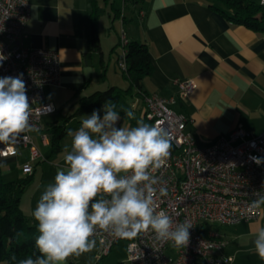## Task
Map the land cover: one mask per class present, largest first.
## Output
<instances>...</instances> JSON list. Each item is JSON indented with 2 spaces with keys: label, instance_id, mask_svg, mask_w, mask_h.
I'll list each match as a JSON object with an SVG mask.
<instances>
[{
  "label": "crops",
  "instance_id": "crops-1",
  "mask_svg": "<svg viewBox=\"0 0 264 264\" xmlns=\"http://www.w3.org/2000/svg\"><path fill=\"white\" fill-rule=\"evenodd\" d=\"M96 1L99 11L100 2ZM28 2L30 17L24 27L22 46L57 51L61 74L58 85H47L44 89L46 99L56 109L42 119L45 142L41 138L42 132L33 133V142L43 159L31 162L33 170L30 174H25L20 167L21 173L16 178L31 175L21 198L20 206L24 213L23 197L27 188L36 181L39 164L53 159L51 165L61 163L63 166L60 167H66L61 153L65 144H69L71 150V138L65 134L60 139L59 149L54 151L53 134L61 126L77 130L82 117L92 114H76L78 100L110 86H129L117 65L123 39L143 42L148 47L152 68L143 78V85L149 93L173 95L176 92L172 82L174 78L195 82L189 97L177 102L174 108L191 117L192 123L187 125V129L191 130L199 145L208 144L219 135L228 136L236 128L252 135L264 132V31L258 32L232 22L217 9L218 3L210 0H139L134 4L129 0L127 5H123L129 13L120 12L119 15L123 23L129 20L127 32L105 47L100 37L99 14V49H95L87 35L94 0ZM140 10L144 11L142 17L138 15ZM120 104L117 127L136 126V120L150 124L144 117L143 94L138 89L131 88ZM124 110L133 111L136 119L128 120ZM38 142L49 149L43 151ZM19 158H24L25 163L29 161L27 148H21L15 157L0 159V164L16 165ZM35 197L37 191L33 195V202L37 203L39 199ZM96 199L101 200V196L98 194ZM257 222L242 223L248 224L253 233ZM208 230L217 231L225 240L230 237L217 228ZM237 230L234 228L233 233ZM96 251L97 242L93 248L94 255Z\"/></svg>",
  "mask_w": 264,
  "mask_h": 264
},
{
  "label": "built area",
  "instance_id": "built-area-1",
  "mask_svg": "<svg viewBox=\"0 0 264 264\" xmlns=\"http://www.w3.org/2000/svg\"><path fill=\"white\" fill-rule=\"evenodd\" d=\"M264 5V0H256ZM123 0V5H125ZM144 16V11L138 12ZM30 17L28 0H0V52L7 59L0 62V77L23 74L27 95L31 102L32 130L20 133L14 144L0 143V151L11 148L0 159L15 157L21 148L29 151V161L23 172L30 174L31 162L43 159L33 142V133L42 132V119L55 112L54 105L46 99L45 86L60 83V60L57 51L44 48H24L21 39L24 27ZM123 39L122 50L117 65L126 71V45ZM176 92L170 96L156 93L143 94L144 117L150 124L162 127L171 140L170 155L165 166L148 170L149 181L138 188L153 197L156 210L165 209L176 223L188 221L192 224L190 240L186 247H174L171 242L156 239L151 229L133 238H116L112 229L97 230L92 237L97 242L96 259L105 257L120 241H125L127 264H235L234 257L224 252L227 240L217 231L200 229L211 224L232 226L256 220L259 208L252 202L264 198V163L257 165L252 157L264 158V132L252 135L236 128L228 136L219 135L208 144L199 145L187 125L191 117L176 110L177 102L184 101L193 92L195 82L191 79H173ZM50 110L48 111L47 108ZM43 142L46 134L41 133ZM132 173H122L117 178H130ZM155 179L156 183L151 184ZM151 184L155 191L144 187ZM167 195L162 196L160 189ZM101 200H108L103 192Z\"/></svg>",
  "mask_w": 264,
  "mask_h": 264
},
{
  "label": "clouds",
  "instance_id": "clouds-1",
  "mask_svg": "<svg viewBox=\"0 0 264 264\" xmlns=\"http://www.w3.org/2000/svg\"><path fill=\"white\" fill-rule=\"evenodd\" d=\"M7 57L0 52V62ZM2 66V65H0ZM47 108V107H46ZM117 104L109 99L103 104V115L93 110L83 116L77 130L67 129L71 138L63 146L65 168L58 169L54 179L46 184L32 216L37 222L38 235L31 255L10 259L17 264H64L70 256L90 252L96 241L97 230L108 231L116 238H133L149 229L161 242L174 247H186L192 224L176 223L165 209L153 207V197L138 188L150 180L148 170L165 166L170 155L171 140L157 124L136 120V126L117 127L120 114ZM48 111L50 110L47 108ZM128 120H135L131 110H124ZM31 102L23 74L0 77V143L14 144L20 133L32 130ZM11 148L0 151L7 155ZM257 165L264 158L252 157ZM121 173H132L130 178H117ZM156 180L152 179L151 184ZM151 184L144 187L155 191ZM103 192L110 199L97 200ZM167 195L165 188L160 189ZM264 198L252 202L259 208ZM252 250L264 261V227L252 240ZM7 264V262H5Z\"/></svg>",
  "mask_w": 264,
  "mask_h": 264
},
{
  "label": "trees",
  "instance_id": "trees-1",
  "mask_svg": "<svg viewBox=\"0 0 264 264\" xmlns=\"http://www.w3.org/2000/svg\"><path fill=\"white\" fill-rule=\"evenodd\" d=\"M138 1L130 0L134 4ZM210 1L218 3L219 7L216 8L232 22L242 24L258 32L264 31V5L259 4L256 0ZM125 2V5H127L129 0H125ZM113 10L114 17H119L120 11L115 8ZM98 17V4L94 0V9L90 23L87 26V35L91 46L95 49H99ZM125 48L127 69L123 71V74L129 81V86L127 88L110 86L104 90H96L86 96H82L78 100L76 114L83 115L97 110L102 116L103 104L109 99L117 104L116 110H120L123 96L133 87L138 89L142 94H150L144 89L143 85V78L152 68L147 45L143 42L131 40L127 41ZM67 129L61 126L53 134L52 147L54 151L59 149L60 139L66 134ZM30 181L31 175L16 180L5 181L0 171V262L17 264V261L10 259L13 253L16 254L17 259L27 254L31 255L34 259L40 255L34 245L35 237L38 235L37 225L30 222L28 216L20 206L22 194ZM207 231V227L200 229L203 235H207ZM103 258L97 259L96 262L91 264H102ZM117 264L126 263L119 261Z\"/></svg>",
  "mask_w": 264,
  "mask_h": 264
},
{
  "label": "rangeland",
  "instance_id": "rangeland-1",
  "mask_svg": "<svg viewBox=\"0 0 264 264\" xmlns=\"http://www.w3.org/2000/svg\"><path fill=\"white\" fill-rule=\"evenodd\" d=\"M99 2L100 37L102 38L103 47H105V45H107L114 38H118L120 36L122 37L124 32H127L128 29L129 20H127L126 23H123L120 17H114L113 8L119 10L123 14H128L129 12L128 9H126L127 7H123V0H99ZM108 14H110L111 17H108ZM55 117L59 118L60 116L56 115ZM50 118H53V116H51ZM38 144L43 151H45V149H49V147L47 148L41 146V143L39 142ZM51 162H53V159L51 161L47 160L39 164L36 173V181L33 185L27 188L23 197V209L25 211V214L28 216L30 222L36 225L37 222L32 216V211H34L37 203L33 202V195H35V192L37 191V197L35 198L39 199L44 186L54 179V176L58 169H63V167H60L63 166L61 163L60 165H51ZM26 163L24 158H19L16 162V165L15 163H1L0 169L3 174L4 180L9 181L16 179L21 173L20 167L23 168L24 164ZM42 174L44 176L43 179ZM256 220L258 221L256 223L257 228L253 233L251 232V230H249L248 224L245 223H240L232 226H224L219 224H211L208 226L209 229L211 228L213 230L214 228H217L222 232H225L227 236H229L230 234L229 239H227L229 243L226 248V254H230L234 257L235 264H264V261H262L252 250L253 245L251 240V238L254 239V237L257 235L259 229L261 227H264V204L261 205L260 216ZM234 228L238 229L235 234L233 233ZM237 233L242 234V236H237ZM126 257L127 249L125 241H120L112 248L110 253L103 258V261L101 263L117 264L119 261H124ZM96 261L97 260L95 258V255L93 254L92 249L90 252L83 253L80 256L73 255L68 257L64 264H91ZM0 264H5V262L2 261L0 262Z\"/></svg>",
  "mask_w": 264,
  "mask_h": 264
}]
</instances>
